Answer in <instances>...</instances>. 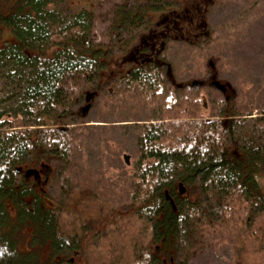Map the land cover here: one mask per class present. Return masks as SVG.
<instances>
[{
    "label": "trees",
    "instance_id": "16d2710c",
    "mask_svg": "<svg viewBox=\"0 0 264 264\" xmlns=\"http://www.w3.org/2000/svg\"><path fill=\"white\" fill-rule=\"evenodd\" d=\"M9 2L0 0V36L6 28L13 37L0 45V75L22 87L0 112V264H74L75 253L84 264H164L166 258L184 264L182 256L206 246L232 248L241 264H264V101L253 116L234 88L229 102L214 88H193L189 83L198 78L183 64L174 66L168 54L173 75L154 64L135 66L106 90L100 85L105 55L97 56L90 34L92 14L68 16L65 0ZM173 2L122 5L115 25L134 37L152 25L149 13ZM203 40L166 42L179 54ZM109 43L120 46L113 34ZM169 79L179 85L170 104ZM92 91L105 95L104 111L112 108L123 120L134 112L144 117L119 134L121 146L134 149L128 183L119 174H99L109 159L101 154L103 162L94 165L97 154L84 140L91 132L78 127L76 108ZM129 133L136 134L134 147ZM35 162L51 169L44 189L16 172L36 168ZM179 183L184 197L177 196ZM85 188L92 193L84 196Z\"/></svg>",
    "mask_w": 264,
    "mask_h": 264
},
{
    "label": "rangeland",
    "instance_id": "374dc122",
    "mask_svg": "<svg viewBox=\"0 0 264 264\" xmlns=\"http://www.w3.org/2000/svg\"><path fill=\"white\" fill-rule=\"evenodd\" d=\"M12 1L10 0L9 3ZM173 1V5L166 10H159L148 14L149 19L152 21V25L150 24L148 27L153 29V25L156 23L155 20L158 19L155 18L158 15H162V18L158 20L167 19L171 22L169 24L176 25L174 31L180 34L178 36L173 35L172 38L181 37L178 39L185 45V43L193 41L192 30L190 26L186 27L187 31L184 36L185 30H180V27H182V24L188 26L190 23L188 17L195 16V19L198 21V17L200 16L202 18V27L200 28L199 43L203 39L205 40H203V44L196 50H189L187 47H183L179 54L177 53V49H173L167 42L171 52L168 51L166 53L164 51L165 55L164 57L161 56L160 59L167 64L164 58L168 54L169 59L172 58L174 66L179 68L183 64L184 67H188L190 74L198 78V80L207 79L212 74V70L208 68V64L213 62L215 64V73H217L220 82L230 83L234 90L240 94L241 102H244L249 108H254L252 115L257 116L255 108L259 102L264 101V0ZM65 2H67L68 16L78 14L79 11L92 14L91 38L93 43L97 45V56L102 58V55H105L102 58L105 63L102 65L100 85L101 88L112 90V80L116 77L120 78L119 76L123 73L121 72L122 58L131 54L136 42L140 43L143 41L141 34L146 29L141 30L134 37L130 33L122 32L121 25L118 23L117 26L114 22L118 16L115 10L122 5L126 9L133 7V5H144L145 0H65ZM203 10L204 12L202 13ZM177 20L179 21L177 24H172ZM171 25H169V28H171ZM112 28L117 29L115 33ZM164 32L169 35L167 30ZM112 34L116 37L120 46L109 43V37ZM4 41H13L11 32L6 28L2 30L0 45ZM202 74H204V77H202ZM171 75H173L172 72ZM4 76L5 73L0 75V112H6L12 106L19 94V87H22L21 81L11 82L5 79ZM206 91L212 92L208 89ZM94 96L90 103L89 112L83 120L80 118V112L76 108L78 112L77 120H82L78 124V127L88 129L91 132L84 140L85 142L91 141L93 154H97L94 156V165L99 166V162H103L104 159L99 156L101 154L109 159L108 165L110 167H101L98 170L99 174L107 176L119 174L121 180L124 179L123 183H128L136 162L134 153L132 152L134 149L122 147L119 134L124 128L140 124L138 120L144 117L141 116L139 118L137 113L134 112L132 119L123 120L115 116L116 112L112 113L115 111L112 108L104 111V107L107 109L104 94H99L98 97L97 95ZM214 96L213 94L212 97ZM101 100H104V103ZM208 101L210 103L212 99L208 97ZM101 104H104V107ZM201 115L202 110L199 112V116ZM204 115L206 114L204 113ZM127 137H129L128 143L130 146L134 147L133 138L136 137V134L129 133ZM124 155L130 156L129 167H125L122 164L121 160ZM116 158L119 163L118 167L114 168L110 163ZM39 164L35 162V167L39 168ZM151 164L152 162H150ZM262 183L264 187V181ZM113 184L116 185L118 182H113ZM120 187L123 188L122 186ZM46 191L51 198L56 199L50 186L46 188ZM89 192L92 193V191L85 188L84 196L88 195ZM119 211L125 214L128 213V211L120 208L117 212ZM111 217H113L111 213L105 216L107 220L111 219ZM101 222V220H98L93 229L97 230L101 226ZM89 234L90 232H88V236ZM103 251L110 252L107 249L99 248L98 250V252ZM182 257H185L186 264H241L235 259L232 248L221 249L220 252H216L210 246H206V248L199 249L192 255H184ZM168 260L166 258L167 263ZM179 260L181 259L179 258ZM81 262H83V258L79 256L74 260V264H80ZM175 264L182 263L175 262Z\"/></svg>",
    "mask_w": 264,
    "mask_h": 264
},
{
    "label": "flooded vegetation",
    "instance_id": "af4514ba",
    "mask_svg": "<svg viewBox=\"0 0 264 264\" xmlns=\"http://www.w3.org/2000/svg\"><path fill=\"white\" fill-rule=\"evenodd\" d=\"M203 12H204V10L202 11V13ZM179 17H181V16H179ZM182 17H183V15H182ZM157 18L161 19L162 15H158L155 19H157ZM195 18H196L195 16L188 17V19L190 21L188 26H185L182 24V27H180V30H182V31L185 30L184 36H185L186 31H187L186 27H189V26L191 27L193 41L199 40V37L201 35L200 34L201 33L200 28L202 27V18H200V16L198 17V19L200 21L199 20L197 21ZM158 19L155 20L156 23H155V26L153 29L146 28L143 31V33L141 34V36L143 38V41L140 42L141 44L136 42L134 49L131 51V54L128 56H124L122 58V67H121V72H123V73H121L122 75L129 72L131 70V68H133L135 66L142 68V67H146L147 64H154V65H156V67L162 68L165 74H166V71L169 74V69H170L169 65L165 64V62L163 60H161L160 57L161 56L164 57V55H165L166 47H167V42H166L167 38H171V37H173V35L178 36V34H180V33L179 32L175 33L174 29H175L176 25L169 24V23H171L169 20H167V19L166 20H158ZM184 19L186 20V18H184ZM177 22H179V21L177 20L176 22H174L172 24H177ZM169 25H171V28H169ZM179 26H180V24H179ZM166 30L168 31V34L170 36L167 35L166 32H164ZM179 36H181V35H179ZM148 37H150V39H148ZM178 38H181V37H178ZM181 40H184V39H181ZM212 68H214V66H212ZM214 76H215L216 80L220 81L218 79L217 73H215L213 71H212V74L207 79L203 80L202 82H199V80H196V79H194V80L198 81L200 83V86H202V87L203 86L209 87V83L212 82ZM191 82H192V80H191ZM191 82L189 83V85L192 84ZM224 84H226V83H224ZM170 86L172 87V89L169 90V92L166 96L167 97L166 101L169 104H170V102L175 103L177 101V99L175 97L176 96L175 89H178L177 87H179V85H177L176 83H173V81H171ZM195 88H197V87H195ZM162 90L165 91L164 88H161V91ZM232 94H233V91L231 89L226 90L224 92V94L222 93V95H224L223 97L225 98L226 102H229L231 100ZM201 101H202V106H204L203 108L205 109L204 111L206 112V109L208 108V106H207L204 99ZM202 114H203V110H202ZM40 181L42 182V177H40ZM34 184L36 187L39 186L37 183H34ZM78 256L82 257L80 254L75 253L73 255V257L70 258V260H69L70 263H74V260ZM170 261L167 263L166 260H164L163 263L164 264H170ZM80 264H84V260Z\"/></svg>",
    "mask_w": 264,
    "mask_h": 264
},
{
    "label": "water",
    "instance_id": "95a60500",
    "mask_svg": "<svg viewBox=\"0 0 264 264\" xmlns=\"http://www.w3.org/2000/svg\"><path fill=\"white\" fill-rule=\"evenodd\" d=\"M209 66L212 68L213 62H210ZM191 85L193 87L199 86V82L198 81H193ZM210 87H212V88L214 87L216 90H218L219 92L224 94L226 89H229L231 86L230 85H222V84H220L217 80H215V76H214L212 82L210 83ZM89 99H90V96L87 95L86 101H89ZM88 109H89L88 106L82 108L83 114H86L88 112ZM124 160H125L126 165H128L129 156H124ZM16 172L22 174L26 181L32 179L38 185L45 186L47 184V182H48V179H49L50 168L47 165H41L40 171H38L36 169L17 168ZM41 175H43L45 177L43 182L40 181V176ZM185 192H186L185 186H183V184L179 183L178 184V195L179 196H184ZM164 196H166V199L169 201L170 206L173 208V210H175L176 209L175 203H174L173 199L171 198V196H169L168 191L164 192ZM171 264H173V263H171Z\"/></svg>",
    "mask_w": 264,
    "mask_h": 264
}]
</instances>
